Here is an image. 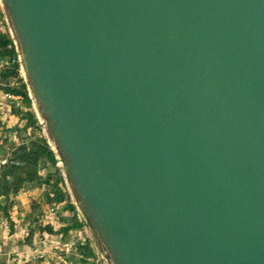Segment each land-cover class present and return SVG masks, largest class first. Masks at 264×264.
<instances>
[{
  "label": "water",
  "instance_id": "1",
  "mask_svg": "<svg viewBox=\"0 0 264 264\" xmlns=\"http://www.w3.org/2000/svg\"><path fill=\"white\" fill-rule=\"evenodd\" d=\"M111 264H264V0H1Z\"/></svg>",
  "mask_w": 264,
  "mask_h": 264
},
{
  "label": "crops",
  "instance_id": "2",
  "mask_svg": "<svg viewBox=\"0 0 264 264\" xmlns=\"http://www.w3.org/2000/svg\"><path fill=\"white\" fill-rule=\"evenodd\" d=\"M17 102L4 104L7 107L8 103L11 110L4 121L0 119V160L6 158L5 153L8 155V151L2 149L3 138L7 133L9 138L15 137L13 128L3 131L1 126H14L17 121L20 124L21 119L12 112ZM14 148H9L11 155ZM56 163L60 165L58 160ZM4 165L0 164V172ZM48 185L41 181H25L18 190L7 194L0 188V264H111L94 229L73 198L68 180L64 191L72 206H65L66 199H62L57 220L50 223L44 219L43 213L51 201L49 193L53 192ZM69 241H75L77 249L69 251L66 248Z\"/></svg>",
  "mask_w": 264,
  "mask_h": 264
},
{
  "label": "rangeland",
  "instance_id": "3",
  "mask_svg": "<svg viewBox=\"0 0 264 264\" xmlns=\"http://www.w3.org/2000/svg\"><path fill=\"white\" fill-rule=\"evenodd\" d=\"M9 28H12V26L7 16L6 9L2 1L0 0V32H2L5 35H8ZM10 77L11 76L4 78L0 74V82L2 83L0 84V102L4 103L6 102L5 100H9V99H6V97H4L2 93L6 91L13 93L12 91L8 90L7 87L11 88L10 86H16V88L22 89V85L25 86V88L23 86V89L26 90L29 101L28 100L26 101V99L24 98L22 94L13 93L14 95L17 96L15 100H18V102L12 108V112L15 113L17 117H19V120L20 119L21 120H20V124H18L17 123L18 121H17L16 123H14V126L11 125L12 127L11 126L4 127V125L1 126L3 128V131H7L6 129L8 128H13L12 130L15 133V137L13 136L9 138L8 133H7V135L3 138L2 149H4V151H8V155L5 153V156L9 161H11L10 159L11 149L9 148H12L13 146L16 148L18 145L23 144V143H25L27 146L28 145L30 146L31 142L40 144L42 143L43 140H46L47 143L50 145L51 149L55 152L57 160L60 159L61 163L60 165L56 163L54 166H52L49 163L44 162L42 159H40L39 164L36 165V169L40 175V178H42L41 182H44L45 180V184L48 178L47 174H51V176L48 178L49 182L47 183L49 184L48 185L49 190L51 189L50 191H53L55 193L59 192L63 196V199H66L65 206H68V204L69 205L71 204V199L70 197L69 199L66 198L68 195L66 196V192L64 191V186H65L64 184H66V180H68L66 173L64 171V165H63L61 157L57 154V152L53 148L52 138L48 130L46 129L44 118L41 115L39 108L31 95L28 81L26 79V76H25V73L22 67L21 58H20V62L18 63V74L17 76H14L16 77V80L13 85H9L8 83L10 80ZM72 194H73V198L77 200L74 194V191L72 192ZM3 202H4L3 204H5V201Z\"/></svg>",
  "mask_w": 264,
  "mask_h": 264
},
{
  "label": "trees",
  "instance_id": "4",
  "mask_svg": "<svg viewBox=\"0 0 264 264\" xmlns=\"http://www.w3.org/2000/svg\"><path fill=\"white\" fill-rule=\"evenodd\" d=\"M9 43H11L9 36L0 32V56L15 54L13 46L7 47ZM0 74L4 78H7L8 76H17L18 64L16 63L12 67L2 70ZM23 86L24 85H22V89H18L16 88V86H10L11 88L7 87V89L12 91L14 94H22L27 101L28 95L26 90L23 89ZM10 159L15 160L18 163H7L1 169L0 188L2 189L1 191L4 194H7L12 190H18L25 181H42V178H40V175L36 169V165L39 164L40 159L52 166H54L57 162L56 154L51 149L46 140H43L40 144L31 142L30 146H27L25 143L18 145L14 149ZM50 176L51 174H47L48 178ZM48 178L46 180V183L49 182ZM54 199L57 201H61L63 199V196L59 192H54ZM71 204H68V206L71 207Z\"/></svg>",
  "mask_w": 264,
  "mask_h": 264
},
{
  "label": "built area",
  "instance_id": "5",
  "mask_svg": "<svg viewBox=\"0 0 264 264\" xmlns=\"http://www.w3.org/2000/svg\"><path fill=\"white\" fill-rule=\"evenodd\" d=\"M8 36L11 40V43H9L7 47L13 46V48L15 50V54L14 55L0 56V72L2 70H5L7 68L12 67L16 63L18 64L20 62V58H21L20 57L19 44H18V41L16 39V36H15L12 28H9ZM15 80H16V77H10V80L8 82L9 85H13L15 83ZM0 84H2V83L0 82ZM2 95L4 97H6V99H9V100H5L6 102H12L13 103L15 101V99L17 98L16 95H14L13 93L8 92V91L2 93ZM4 104H5V102L4 103L0 102V119L2 121H4V119L7 116V113L11 110L8 103H7V107ZM10 162L15 163V164L17 163L16 161H13V160H11ZM58 162L61 163L60 159H58ZM7 163H9V160L7 158L0 160V164H7ZM49 196L52 199L48 203V205L46 206L45 211L43 213V217H44V219H47L51 223L53 220H57L59 210L62 207V202L54 199V192H50ZM76 247H77V244L75 241H69L66 245V248L69 251L76 248ZM68 264H72V262H68Z\"/></svg>",
  "mask_w": 264,
  "mask_h": 264
}]
</instances>
